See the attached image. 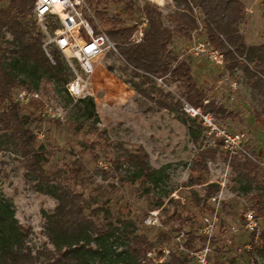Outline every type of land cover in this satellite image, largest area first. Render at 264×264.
I'll use <instances>...</instances> for the list:
<instances>
[{"label": "rangeland", "instance_id": "obj_1", "mask_svg": "<svg viewBox=\"0 0 264 264\" xmlns=\"http://www.w3.org/2000/svg\"><path fill=\"white\" fill-rule=\"evenodd\" d=\"M145 3L157 6L161 22L173 30L168 49L189 64L197 87L205 93L203 105L214 102L225 110L210 112L214 122L243 133L249 152L260 163L229 156L200 117L185 111L188 103L181 81L169 75L135 77L124 68L109 31L134 27L129 37L133 41L137 24L146 17ZM79 7L94 32H105L115 45V50L106 48L96 59L82 95L69 94L66 103V95L51 82H42L36 91L13 89L22 111L39 116L33 129L48 150L44 167L58 170L57 187L62 193L74 192L75 201L85 206L83 214L103 231L114 233L115 253L140 235L150 245L147 257L154 264L164 263L169 251L188 257L191 264H264V125L256 113L264 107V87H256L261 84L255 81L258 67L249 62L248 72L240 58L243 63L229 70L225 62L216 66L205 54H195L198 42L213 47L200 7L188 1L81 0ZM19 8L20 0H0V19L10 15L36 27L32 9L19 12ZM176 14H191L197 27L188 33L177 31ZM48 21L51 29L60 25L58 18ZM236 28L247 46L264 45V6L255 4L251 13L244 12ZM2 34L3 40L11 39L5 28ZM71 63L73 75L87 80L78 61ZM23 91L27 99L19 95ZM30 97L42 105L36 100L29 104ZM81 98H92L94 107L88 101L78 102ZM194 108L205 111L203 106ZM1 148L0 199L11 203L24 227L25 246L41 260L45 248H53L43 233L44 215L57 201L25 179L8 146ZM144 152L149 169L140 173L139 168L146 167L140 161ZM247 162L256 168L250 170ZM248 209L256 214L254 231L245 226ZM211 220L214 226L208 231Z\"/></svg>", "mask_w": 264, "mask_h": 264}, {"label": "trees", "instance_id": "obj_2", "mask_svg": "<svg viewBox=\"0 0 264 264\" xmlns=\"http://www.w3.org/2000/svg\"><path fill=\"white\" fill-rule=\"evenodd\" d=\"M185 1L200 7L207 39L213 48L222 53L225 67L233 70L243 63L239 61L242 58L245 70L249 72L248 63L253 62L258 67L254 73L260 75L255 81L261 82L256 87H264V45L247 46L236 28L244 18L241 0ZM33 2L20 0L19 12L27 9L31 11ZM142 12L148 18V25L140 42L129 40L134 27L112 28L109 31L124 68L130 69L133 76L145 79L169 75L171 80L184 84L183 95L189 105L203 106L204 112L214 109L225 112L214 102L203 105L205 93L197 87L189 64L178 60L168 49L173 30L163 25L157 6L145 3ZM174 19L177 31L188 33L197 27L196 18L191 14H176ZM2 28L11 34V39L3 40V34L0 35V150L4 145L8 146L20 162L25 179L34 181L38 190L54 197L57 203L52 211L44 215L43 233L53 248H45V258L39 260L25 246L24 227L15 218L11 203L0 199V264H154L147 257L150 245L140 235L129 239L124 250L115 253L111 242L114 233L103 231L102 225L85 216V206L75 201L77 195L72 191L62 193L57 187L58 170L44 167L49 158L48 150L43 143L38 142L33 129L39 116L35 112L22 111L13 89L21 87L36 91L42 82H51L57 92L66 95L67 103L71 99L67 83L74 75L64 56H58L60 52L56 47L52 46L48 52L50 57L46 54L42 36L33 23L20 22L9 15L5 20L0 19V34ZM133 87L139 89L136 84ZM33 100L36 99L30 97L28 103L32 104ZM36 101L42 105L40 100ZM85 101L94 107L92 98L78 100ZM256 113L264 125V107L256 110ZM145 156L144 152L140 161L146 167L141 166L140 173L149 169L145 165ZM245 166L254 170L257 165L247 162ZM168 255L166 261L160 264H191L186 256L171 251Z\"/></svg>", "mask_w": 264, "mask_h": 264}, {"label": "built area", "instance_id": "obj_3", "mask_svg": "<svg viewBox=\"0 0 264 264\" xmlns=\"http://www.w3.org/2000/svg\"><path fill=\"white\" fill-rule=\"evenodd\" d=\"M245 13H251L255 4L264 6V0H241ZM81 0H34L33 16L35 18L37 32L42 36L43 49L46 54L48 47L54 46L64 54L67 63L74 70L71 60L76 59L80 70L87 75L88 79L81 78L77 73L67 83V91L72 97L82 95L86 89L89 77L95 69L96 59L107 48L115 50V45L110 41L105 32H94L90 23L82 16L80 8ZM58 18L60 25L51 29L49 19ZM148 25V19L142 17L137 29L135 30L134 42H140L143 37L144 29ZM195 54H205L208 59L216 66L224 65V57L217 49L210 48L207 42H198L194 46ZM23 99L27 96L25 92L19 94ZM34 97L38 95L32 94ZM206 102L208 100H205ZM185 111L192 116L198 115L201 123L214 133L222 143L223 148L229 156H244L255 163H260L248 150L246 146L247 139L240 132H231L224 125H217L210 112L201 113L199 108H194L189 104L184 105ZM49 115H54L51 108L48 107ZM263 164V163H261ZM245 226L251 230H256V214L254 210L248 209L244 213ZM210 228H209V227ZM214 226V220L207 223L208 231Z\"/></svg>", "mask_w": 264, "mask_h": 264}]
</instances>
